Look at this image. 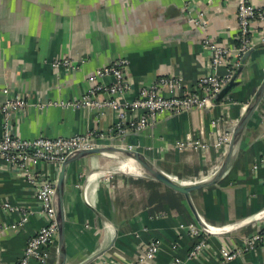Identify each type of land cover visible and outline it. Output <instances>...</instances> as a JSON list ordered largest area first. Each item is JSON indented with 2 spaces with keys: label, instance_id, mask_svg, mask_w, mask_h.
<instances>
[{
  "label": "crops",
  "instance_id": "obj_1",
  "mask_svg": "<svg viewBox=\"0 0 264 264\" xmlns=\"http://www.w3.org/2000/svg\"><path fill=\"white\" fill-rule=\"evenodd\" d=\"M249 2L264 8V0ZM201 11L208 34L233 47L236 0H0V108L6 96L27 101L10 117L12 133L33 139L93 131L100 144L111 143L112 137L100 135L115 123L114 110L55 103L79 101L90 87V74L118 58L127 60L128 99L167 76L179 81L177 94L191 91L209 73L210 53L201 46L200 31L186 21L187 14ZM251 35V52L230 95L201 110L160 115L144 130L123 136V144L172 178L190 184L210 180L229 144L218 148L214 143L225 135L230 141L264 79V21L251 24ZM61 56L78 68L55 69L51 62ZM98 81L110 83L109 78ZM95 98L104 101L108 94ZM2 122L0 111V136ZM188 139L206 143L207 149L177 147ZM121 155L92 154L66 165V264H131L152 240L159 249L145 264H264V242L245 249V240L264 226V96L220 181L187 198L142 170H122ZM60 166L39 162L29 168L56 179ZM25 174L0 159V200L15 208H0V264H18L27 240L46 223ZM25 212L28 219L21 222ZM204 223L211 229L206 246L189 257L190 230ZM56 245L57 233L44 264H56ZM232 248L240 252L228 261L221 258Z\"/></svg>",
  "mask_w": 264,
  "mask_h": 264
},
{
  "label": "built area",
  "instance_id": "obj_2",
  "mask_svg": "<svg viewBox=\"0 0 264 264\" xmlns=\"http://www.w3.org/2000/svg\"><path fill=\"white\" fill-rule=\"evenodd\" d=\"M204 11L196 14H187L186 21L201 33V46L210 53L208 62L209 73L200 77L194 88L184 94H177L179 81L173 76L160 77L153 84L141 88L137 96L128 99L125 94L129 91V85L125 78V67L127 60L118 58L110 64L97 68L90 74L88 80L90 87L85 95L76 102L55 103L56 105H67L69 107H109L116 112L115 123L103 134L102 137H112L113 141L107 145H117L132 149L122 142V137L144 130L155 119L164 114L174 115L189 112L195 109L209 107L211 99L219 92L233 76L240 66L243 55L251 49L253 41L251 38V24L264 21V8H256L249 0H236V44L226 47L220 44L207 32V23ZM52 66L65 68L67 70L77 69L78 65L68 57H55ZM223 68L224 72H220ZM109 78L110 83L99 82L98 79ZM4 94L7 89H3ZM98 93L108 94L104 101L96 100ZM27 105L22 95L6 96L0 111L3 120V130L0 136V159L7 165L25 171L27 181L33 186L36 200L39 204L40 214L46 218L42 225L28 240L24 252L18 264L46 263L51 255V248L55 247L57 233V219L55 207V183L56 179L43 173L32 170L29 167L39 162L60 164L65 157L77 150H87L102 146L98 142L95 132L89 131L83 134H75L67 137L50 138L40 136L33 139L18 137L12 133L9 120L13 113L21 112ZM115 138H118L115 140ZM229 142V135L219 138L215 147H223ZM178 148L191 146L207 149L206 143L188 139L178 141ZM29 168V169H28ZM0 208L15 210L14 206L6 201L0 200ZM28 213L25 212L21 222H26ZM12 227H15L13 225ZM211 229L204 223L202 227L195 226L190 230L192 247L189 257L194 256L197 251L206 246V235ZM264 242V226H260L252 235L245 240V249L251 250ZM159 249L156 241H150L143 249H140L135 260L131 264H145L153 260ZM50 250V251H49ZM56 251V248H55ZM240 251L238 249L224 250L221 258L233 259Z\"/></svg>",
  "mask_w": 264,
  "mask_h": 264
},
{
  "label": "water",
  "instance_id": "obj_3",
  "mask_svg": "<svg viewBox=\"0 0 264 264\" xmlns=\"http://www.w3.org/2000/svg\"><path fill=\"white\" fill-rule=\"evenodd\" d=\"M251 49H249L242 57L240 66L234 72L232 78L219 90L217 94L211 99V103H220L225 97L230 95L232 90L239 85V81H237V77L243 68V64L250 54ZM264 96V79L261 84L257 88L253 99L250 104L247 106L245 113L243 114L241 120H239L238 124L235 126L231 138L228 144V150L226 157L221 164L220 168L217 170L216 174L207 182H201L196 184H181L173 180L172 176L162 172L159 168L147 160L142 154L137 152L136 150L129 149L126 147H121L117 145H102L98 147H94L87 150H77L70 154H68L65 159L61 162L60 171L56 178L55 183V207H56V219H57V257L56 264H66V250H65V218H64V208H63V190H64V182H65V172L66 165L75 160L77 158L92 155V154H113L118 153L122 154L129 159H133L137 165L141 168L142 172L151 177L152 179L162 183L169 189L178 192L185 196L186 198L189 196V193L197 190L204 189L211 185L217 184L220 179L225 174L230 160L232 158V154L234 148L236 146L237 140L240 137L242 130L245 128L247 120L249 116L256 109L261 99ZM118 138H115L117 140Z\"/></svg>",
  "mask_w": 264,
  "mask_h": 264
},
{
  "label": "bare ground",
  "instance_id": "obj_4",
  "mask_svg": "<svg viewBox=\"0 0 264 264\" xmlns=\"http://www.w3.org/2000/svg\"><path fill=\"white\" fill-rule=\"evenodd\" d=\"M125 160H126V163L122 164L121 166L122 170H125L126 172H136V171L141 170V168L137 165V163L133 159H129L128 157H125ZM173 180L181 184H190L186 180L184 181L183 179L176 178V177H173Z\"/></svg>",
  "mask_w": 264,
  "mask_h": 264
},
{
  "label": "rangeland",
  "instance_id": "obj_5",
  "mask_svg": "<svg viewBox=\"0 0 264 264\" xmlns=\"http://www.w3.org/2000/svg\"><path fill=\"white\" fill-rule=\"evenodd\" d=\"M118 163H120V161H119ZM184 181H185V180H184Z\"/></svg>",
  "mask_w": 264,
  "mask_h": 264
}]
</instances>
